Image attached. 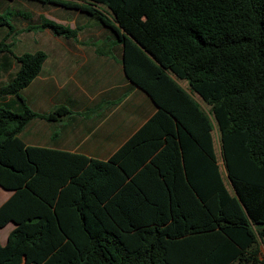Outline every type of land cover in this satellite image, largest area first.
I'll use <instances>...</instances> for the list:
<instances>
[{
	"label": "trees",
	"instance_id": "16d2710c",
	"mask_svg": "<svg viewBox=\"0 0 264 264\" xmlns=\"http://www.w3.org/2000/svg\"><path fill=\"white\" fill-rule=\"evenodd\" d=\"M24 1L110 30L126 78L159 110L107 162L26 146L18 134L38 115L4 100L20 99L46 55L14 56L0 86V189L12 192L0 228L15 227L0 264H264V0ZM39 29L76 37L43 17ZM10 48L0 41V71Z\"/></svg>",
	"mask_w": 264,
	"mask_h": 264
},
{
	"label": "crops",
	"instance_id": "0c3cea01",
	"mask_svg": "<svg viewBox=\"0 0 264 264\" xmlns=\"http://www.w3.org/2000/svg\"><path fill=\"white\" fill-rule=\"evenodd\" d=\"M75 12L72 18L63 15L49 18L75 30V39L56 37L47 29H40L42 36L33 33L35 37L32 35L22 43L20 53L16 55L11 51L12 54L4 55L0 73L8 72L12 66L18 68L14 56L26 53L23 46L28 48L32 41L36 45L32 53L41 51L46 55L39 74L20 90V99L8 96L4 102H13L15 108L23 102L38 115L18 134L26 146L107 162L159 108L126 78L123 47L112 32L86 14ZM40 40L45 44L37 47L36 42ZM175 82L201 109H209L197 94L189 91L185 81ZM161 99L171 105L179 103L169 97ZM58 109L63 110L58 112ZM155 130L156 127L151 128V132ZM67 159L59 158L60 161ZM0 191L1 206L12 192ZM14 227L10 222L0 230L8 229L9 234ZM6 239L0 243L4 244ZM259 258L262 259L261 250Z\"/></svg>",
	"mask_w": 264,
	"mask_h": 264
},
{
	"label": "rangeland",
	"instance_id": "374dc122",
	"mask_svg": "<svg viewBox=\"0 0 264 264\" xmlns=\"http://www.w3.org/2000/svg\"><path fill=\"white\" fill-rule=\"evenodd\" d=\"M99 9L106 10L102 5L98 6ZM78 10L61 7L55 4H46L37 1H24V0H0V13L3 14L10 25L14 28V31L9 32L8 28H3L0 30V41L5 40L6 43L11 45V51L14 54L20 53V47L23 42H25L30 36H42L39 33V26L41 24V18L47 17V20L57 15H63L65 17L72 18ZM46 19V18H45ZM49 19V20H50ZM92 19V18H91ZM94 22H98L95 19H92ZM30 28V29H29ZM35 33V34H33ZM110 36H112L110 34ZM38 38V37H37ZM32 40V37H31ZM45 44L42 40L37 41V47L40 44ZM35 42L32 41V45L28 48L23 46L26 53H32V48H35ZM45 47V46H44ZM30 48V49H29ZM17 66H12V68L7 72L0 73V86L5 84L11 75L16 71ZM206 109V107H205ZM214 135V134H213ZM214 147L215 154L218 160L221 176L228 186L226 179L225 170L221 161L219 143L217 142L214 136ZM229 189V186L227 187ZM230 191V189H229ZM231 192V191H230ZM1 194V191H0ZM8 234V229L0 230V242L3 243ZM260 250L262 251V258H264V246L260 245Z\"/></svg>",
	"mask_w": 264,
	"mask_h": 264
}]
</instances>
